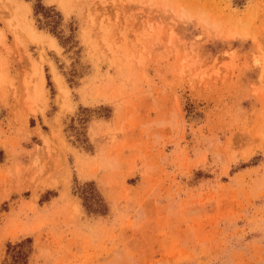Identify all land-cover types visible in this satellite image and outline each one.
<instances>
[{
  "label": "rangeland",
  "instance_id": "rangeland-1",
  "mask_svg": "<svg viewBox=\"0 0 264 264\" xmlns=\"http://www.w3.org/2000/svg\"><path fill=\"white\" fill-rule=\"evenodd\" d=\"M11 1L0 264H264V0Z\"/></svg>",
  "mask_w": 264,
  "mask_h": 264
},
{
  "label": "trees",
  "instance_id": "trees-1",
  "mask_svg": "<svg viewBox=\"0 0 264 264\" xmlns=\"http://www.w3.org/2000/svg\"><path fill=\"white\" fill-rule=\"evenodd\" d=\"M237 5H240V3H237ZM32 15L36 22V27L39 30H45L46 32L57 38L55 34V29L57 25L56 17L59 18V16L56 12H54L53 9L44 8L40 5V3L36 2L35 4L32 5ZM47 85L49 86V82H47ZM11 258H12V263L16 264L21 259V255L13 254Z\"/></svg>",
  "mask_w": 264,
  "mask_h": 264
},
{
  "label": "bare ground",
  "instance_id": "bare-ground-1",
  "mask_svg": "<svg viewBox=\"0 0 264 264\" xmlns=\"http://www.w3.org/2000/svg\"><path fill=\"white\" fill-rule=\"evenodd\" d=\"M9 2L11 3L12 1L9 0ZM17 8L19 9V7L17 6L15 12H16V11H18V12H19V11H22V9L17 10ZM24 10H25V8H24ZM19 14H20V13H19ZM15 15H16V14H15ZM20 16H21V15H20ZM23 27H24V26H23ZM23 27H22V28H23ZM24 28H25V27H24ZM26 28H28V27H26ZM21 30H22V29H21ZM22 31H23V30H22ZM28 31H29V29H28ZM25 32H26V31H25ZM30 34H31V33H30ZM30 34H29V35H30ZM34 34H35V33H34ZM31 36H32V35H31ZM31 40H32V38H31ZM36 41H37V40H36ZM53 43H54V42H53ZM53 43H51V44H53Z\"/></svg>",
  "mask_w": 264,
  "mask_h": 264
}]
</instances>
